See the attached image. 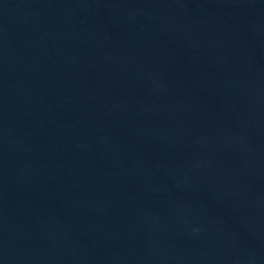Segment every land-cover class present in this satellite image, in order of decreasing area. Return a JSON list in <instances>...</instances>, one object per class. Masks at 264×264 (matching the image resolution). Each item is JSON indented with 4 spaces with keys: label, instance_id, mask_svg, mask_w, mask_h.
I'll return each mask as SVG.
<instances>
[{
    "label": "water",
    "instance_id": "obj_1",
    "mask_svg": "<svg viewBox=\"0 0 264 264\" xmlns=\"http://www.w3.org/2000/svg\"><path fill=\"white\" fill-rule=\"evenodd\" d=\"M0 264H264V0H0Z\"/></svg>",
    "mask_w": 264,
    "mask_h": 264
}]
</instances>
